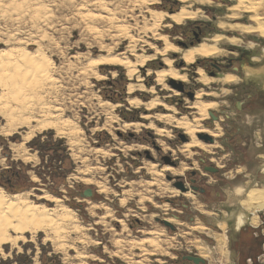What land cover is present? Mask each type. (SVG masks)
I'll use <instances>...</instances> for the list:
<instances>
[{
	"label": "rangeland",
	"instance_id": "rangeland-1",
	"mask_svg": "<svg viewBox=\"0 0 264 264\" xmlns=\"http://www.w3.org/2000/svg\"><path fill=\"white\" fill-rule=\"evenodd\" d=\"M136 1L0 0V47L25 50L28 53L31 51L43 56L47 68L52 71L54 79L56 78V82L58 81L57 83L62 89L59 92V102H62L61 105L65 111L64 117H70L81 128L80 139L86 149L101 148L106 151L104 157L99 156L102 155L101 153L85 152L81 156V160H74L71 157L67 139L61 138L54 130L49 129L36 133L25 144L30 160L24 164L17 159L12 161V153L8 147L11 143L18 144L22 141L24 129L19 130V135L15 140L0 134V187L7 193L29 192L32 200L49 208L53 207L51 202L36 199L47 193L58 197L61 204L63 203L74 211L76 225L83 233L69 235L67 242L70 240L69 243L72 246L69 247L72 248L67 250L68 256L66 257L63 253L56 252L49 242H44L43 234H38L33 240L27 234V240L19 243V249L10 246L3 247L0 264H35V259L38 264H69L68 262L70 264H129L113 255L116 251L113 242L115 240L126 242L149 239V232L167 227L161 224L157 217H177L181 224L173 228H166L164 235L160 238L164 241L162 248L165 254L163 255H148L144 258L141 256V251L136 248L123 249V255L130 258L133 264H193L187 260V257H197L196 247L192 244L195 240L199 241L201 248H205L206 256L202 258L205 264H264V245L260 246V239L253 241L255 237L259 238L264 235V229L258 230L261 225L260 217L264 216V212L255 213L258 217V225H252L250 218L253 217V213L241 210L237 206L240 194L244 193L246 188L254 186L256 183V185H261L258 182V176L264 174V154L258 151L262 148L256 144H261L259 140L264 142V117L260 123L263 124L260 126L263 131L258 128L257 117L252 119L243 117V115L235 126L241 127L242 134L239 136L235 135V132L233 133L230 124L222 115H220L222 121L217 122L216 127L218 128L216 129L211 122L209 112L213 114L214 110L225 109L228 112L227 116L232 120L236 119L239 100L235 99L234 91L228 86L239 85L241 81L239 79L235 85H221L214 82L205 86L195 80L197 75L194 74L196 68L203 69L206 75L211 78H216L217 72L232 73L230 67H226V65L233 63V66H230L234 67V61L238 58H241L239 65L248 69L251 64L246 57L241 55L246 56L249 52L243 51L246 49L239 46L238 51H235L237 57L228 54L223 57L203 59L204 62L201 64L197 62L186 66L183 63L181 67L184 70H180L181 67L176 66L179 58L177 54H174L176 56L172 53L166 55L173 61L177 60L173 67L180 70V73L186 74V81L183 83L184 87L189 88L186 93L192 92L194 97L197 92L210 94L206 97L203 95L201 100L216 103V106L208 111L207 119L201 121L200 125L205 129L220 133L217 139H212V142L216 141L217 147L213 148L210 153L195 148L185 152L182 146L189 140L184 137L185 139L182 141L179 133L176 132L177 129L160 123L153 117L138 118L144 114L154 115L170 112H166L160 107V111L158 108L157 110L144 111L143 106L133 109L128 105L126 99L132 96L145 102L157 97L167 106L173 107L176 118L187 116L191 120L195 115L194 111L189 108V103L194 101V97L193 100H189L187 96H184L186 102H179L182 93L179 92L178 96H174L169 90H163L160 93L157 88H161V86H156L153 81L145 83V80L140 83L144 88L155 86L154 93L145 91L128 95L126 86L129 81L127 82L125 70L122 68L99 66L97 71L103 75V78L99 80L101 85L95 82L92 75L83 71L90 59L106 55L109 53L107 50L114 55H126L133 59L128 51L129 39L119 36L117 25L128 27L130 35L137 40L136 55L142 54L143 50L147 49L146 44H154L159 49L163 47L161 42L156 43L152 40L151 34L144 31V28L150 27L146 11L161 9L163 12L170 13V10L164 9L165 6L176 3L177 10L181 4L172 3L170 0H158L156 4L141 5L138 3V5L135 3ZM212 2L214 5L193 8V10L196 8L201 10L196 19L187 20L180 25L173 24L168 30L160 26L157 32L167 35L170 42L181 50H187L197 45L203 38L219 34L214 17L219 13L222 14L218 7L229 6L230 2L229 0H212ZM217 3L220 6H217ZM99 4H105V7L102 8ZM163 5L165 6L163 7ZM106 9L113 12L116 21L118 20L113 27L107 22L108 12L105 11ZM173 27L175 28L173 29ZM173 30L174 32L170 35ZM221 34H225V37L228 38H240L239 33L225 32ZM170 36L176 40H171ZM262 39L250 37L241 41L254 43L259 49L264 48V39ZM223 49L229 51L225 47ZM260 50L257 51L259 54H261ZM146 53L154 54L153 50H147ZM255 57L262 59L260 55ZM162 58V56L156 55L154 60L156 66L153 64V69L166 68V66H160ZM212 61L219 62L222 70L213 71L211 68L206 70L210 66L209 62ZM262 66L264 67V60ZM152 68L149 69L152 70ZM262 74L264 76V72ZM140 76L146 79L145 72ZM244 76L245 80L257 87L254 83L256 76L252 70H249ZM151 79L153 80V77ZM258 82L264 83L262 79ZM133 83L136 84L135 81ZM195 86L198 89H194ZM104 102L119 105L112 112L117 117V124H113V128H121L124 124L139 123L138 129L129 127L124 132L112 129L111 133L104 130L102 127L105 124V108L100 106ZM107 110L109 111V109ZM226 123L228 126H223ZM3 124L4 121L0 117V127ZM150 124L155 128L170 131L169 135H158L150 129L148 126ZM249 128L253 129L251 131L253 136ZM248 133H250V137ZM249 138L251 145L245 149L244 146H241L242 141H247ZM155 139L164 145L161 148L158 147ZM252 158L255 163L247 168L244 163ZM164 159H167L168 163ZM147 163L156 165L157 171H162L165 167L180 170L184 165L186 169L178 174L179 176L162 172V182L169 188H175L173 184L176 182H181L189 187L192 185L190 180H194L196 182L194 186L202 187L205 194L197 193L196 201L192 202L184 197H175L170 194L158 196L155 187H151L148 192L141 187L132 186V182L143 184L145 181H151L152 176L145 169ZM206 166H213L218 172L215 174L205 172L203 168ZM31 175L34 176V182L30 179ZM121 182L125 185L117 186ZM98 185H103L110 191L97 193ZM85 188L92 190L91 198L81 197ZM121 191L131 194L125 196L124 206L119 205L118 201ZM148 197H151L150 201L147 200ZM97 204L99 207L90 212L89 207ZM107 207L112 211V218L105 217L103 224L99 219L105 216ZM133 214L137 218L132 216ZM115 220L123 221L126 226L125 231ZM194 223L203 225L207 229L189 232V226L195 225ZM183 233H190V235H183ZM221 235L226 238L222 252L219 251L214 241V238ZM78 237L81 238L78 239ZM171 238L172 240H170ZM168 241L169 245L166 244ZM65 258H67L66 261Z\"/></svg>",
	"mask_w": 264,
	"mask_h": 264
},
{
	"label": "bare ground",
	"instance_id": "bare-ground-1",
	"mask_svg": "<svg viewBox=\"0 0 264 264\" xmlns=\"http://www.w3.org/2000/svg\"><path fill=\"white\" fill-rule=\"evenodd\" d=\"M232 1L229 0V6L224 7L222 5L224 8L218 7V9L222 11L223 15L219 13V15L214 17L219 34L211 35L205 39L203 38L200 43L191 48L188 47L189 49L187 50H181L170 42L167 35H161L157 31L160 26L168 30V28H170L173 24L180 25L187 20L196 19L200 15L201 10L198 8L193 10V8L196 6L211 5L213 4L212 0H170L172 3L178 2L181 4L177 10L175 7L176 3L170 6L163 5V7L165 6V10L171 11L170 13L166 11L163 12L161 9L150 11L147 10V19L150 22V27L147 29L144 28V31L151 34L153 41L156 43H162L163 47H161V49L157 48V46L154 44H146L147 49H144L142 54L136 55L135 48L137 40H135L133 36L130 35L128 27L117 25L116 27L119 32L118 34H120L119 36L129 39L128 51L129 55L133 57V59L126 55H114L110 53L109 50H107L109 53L106 55H100L96 58L90 59L86 63L83 71L84 73H88L90 76L92 75V78L95 79V82L98 83V85H101L99 80L103 78V75L99 74L97 71L99 66L120 67L125 70L127 82L129 81L126 86L128 95L145 91L148 93H154L156 89L155 86L151 85L149 88H144L143 84L140 83V81L145 80V83H151V81H153L155 82L156 86H161L163 90H169L174 96H178L179 91L168 86L167 82L168 80H173L177 83H185L186 74L180 73V70H177L173 67L178 59L173 61L172 59L167 58L166 55L168 53L177 54V56H179L180 60L183 61L186 66L193 65V63L197 62L201 64L204 62L203 59L207 60L216 57H223L228 54L236 56L235 50L233 49H239V46L244 47L246 52H256L261 49V56L262 59H264V48L258 49V46L254 43L241 41L244 39H249L250 37L264 39V0H235V3L234 0ZM157 2L158 0H137L135 3L144 5L156 4ZM99 5L102 8L105 7V4ZM217 6L220 5L218 4ZM105 11L108 12L107 22L113 27L117 24L118 20L116 21L113 12L111 13V11L108 9ZM174 28L175 27H173V29ZM172 32H174V30L170 32V35ZM225 32L230 34H233V32L239 33L240 38L225 37V34H221ZM170 39L174 41L176 40V38L172 39L171 36ZM223 47L229 49V51L224 50ZM147 50H153L154 54L148 55L146 53ZM156 55L163 57L160 60V66H166V68L158 70L152 68L154 67L153 64L155 65L154 60ZM253 61L256 64L259 63L258 58H253ZM149 68H152V70ZM143 72L146 73V79H143L140 76ZM194 74L197 75L195 80L205 86L211 83L213 84L214 82L220 83L221 85H235L240 79L233 73H221L217 75L216 78H211L207 76L205 71L201 68H196ZM151 77H153V80ZM55 79L52 71L47 68L45 64V58L43 56L35 54L31 51L28 53L25 52V50L0 47V117L4 121V124L0 127V134L15 140L17 135H19V130L24 129L22 141L18 144L11 143L10 146H8L12 153V161L13 159H17L24 164L27 163V161L30 159L27 155L28 149L26 148L25 144L29 142L36 133H41L49 129L54 130L61 138L67 139L69 150H71V157L74 160H81V156L85 154V152L90 154L101 153L102 155L99 156H106V151L101 148L86 149V146H84L83 141L80 139V134L82 133L81 128L78 127L76 122H74L73 119H70V117H64L65 111L62 108V102H59V92L62 89L58 85V81L56 82ZM133 81H135L136 84L133 83ZM203 95L206 97L210 94L197 92L195 94L194 101L189 103V108L194 111L195 115L191 120L187 116L176 118V112L173 107L167 106L157 97L142 102L138 98L131 96L128 97L126 101L130 107H133V109L143 106L144 111H149L153 109L157 110V108L159 109L160 107V109L170 112L160 114L157 113L154 115L144 114L140 115L138 118L146 119L147 117H153L156 121L177 129L178 131L176 130V132L179 133L180 136L186 137L189 140V142L183 144L182 146L184 149L183 151L185 152H189L191 148H195L206 153H210L213 148L217 147L216 141L213 140L212 143H205L199 140L197 136L199 134H205L211 139H217L220 133L218 131L205 129L200 125L201 121L207 119L208 111L216 106V103L214 102L202 101L201 98ZM100 106L101 108H105V110L103 109L105 114V124L102 127L104 130H107L110 133L112 132V129L124 132V130H127L129 127L138 129L140 126L139 123H135L124 124L121 128H113V124H117V117L112 112L119 105L104 102L101 103ZM107 109H109V111ZM135 116L137 117V115ZM216 124L217 123H214L215 127ZM148 126L160 136L169 135L170 131H167L166 129L155 128V126L152 124ZM217 128L218 127H216V129ZM156 143H158L160 148L162 145H164L163 143H159L158 140H156ZM84 160L85 158L83 159V162ZM211 162L214 163L213 160H211ZM145 166L146 172L152 176L151 181H145L143 184L141 182L138 184L132 182V186L141 187L143 190L147 191L151 187H155L158 196H167V194H170L175 197H184L192 202L196 201L195 196L197 193H193L191 191L181 192L174 186L178 182L173 184L175 188H169L167 184L162 182V172H168L172 174V176L178 175L186 169L184 165L180 170L165 167L164 170L161 168L162 171H157L156 165L151 163H147ZM30 179L32 182L35 181L33 175L30 176ZM258 179V182L261 185H256V183L254 186L246 188L245 192L240 194L241 196L237 201L238 208L248 213H253V217L250 218V224L252 225H256L258 223V217L255 215V213L258 211L264 212V174L262 176H258ZM124 185L125 184L121 182L117 186L123 187ZM183 185L186 187L185 184ZM107 191L110 190L103 185H98L97 193L101 194L106 193ZM126 195L131 194L127 191H121L118 200L119 205H125ZM30 196L31 194L29 192L7 193L5 190H3V188L0 187V254L3 253L4 246H10L12 248L19 249V243L25 242L27 240V234L30 235L31 240H33L38 234H43L44 242H49L56 252L63 253L65 257L68 256L66 252L68 249L72 248L69 247L72 246L69 243L70 240L67 242L69 235L74 233L79 235L83 234L81 233L80 227L76 225L74 211L68 206L63 205V203L61 204V200L58 197L51 196L48 193L43 194V196H40L39 198L36 197V200L43 199L45 201L51 202L53 204V207L51 208L45 206L44 204L36 203L31 199ZM150 198L151 197H148L147 200L150 201ZM98 204L91 205L89 207V211L92 212L93 209L99 207ZM165 207L166 205L164 208ZM107 208L105 209V216H102L99 219L103 224L105 217L112 216L111 209ZM132 216H134V214ZM134 217L137 218V216ZM157 218L161 224L164 225V223H167L172 228L181 224L177 220V217ZM115 222L120 224L122 226V230L125 231L126 226L124 225L123 221L115 220ZM194 224L195 225L189 226V232H198L207 229L203 225L200 226L196 223ZM166 228L168 227L149 232L148 234L150 235V238L143 241L131 240L124 242L122 240H115L113 245L115 246L116 251L113 255L121 258L122 261L133 264L130 258L123 255V249L126 248L127 250H132L136 248L141 251V256L144 258H146L148 255L153 256L155 254H165V251L162 248L164 241H162L160 238L164 235ZM214 234L216 233L214 232ZM183 235H190V233H183ZM81 237H78V239ZM225 239L226 238L224 235L217 236L216 239L214 238L216 246L220 252L223 251V248L226 244ZM170 240H172V238ZM198 242V240H195L192 244L196 247L197 257L202 259L206 256V252L205 248H201ZM166 244L169 245V241ZM64 260L66 261L67 258ZM37 262L38 261L35 259V264H38ZM68 263L70 264V262Z\"/></svg>",
	"mask_w": 264,
	"mask_h": 264
},
{
	"label": "flooded vegetation",
	"instance_id": "flooded-vegetation-1",
	"mask_svg": "<svg viewBox=\"0 0 264 264\" xmlns=\"http://www.w3.org/2000/svg\"><path fill=\"white\" fill-rule=\"evenodd\" d=\"M233 50H235V51L237 50L238 51V49H233ZM245 52H246V50H245ZM239 53L241 54L242 52H239ZM258 55H260V58H262L261 54H259L257 51L256 52H249V54H247L246 56L241 55L242 57H246L248 62L251 64L250 68H248V69L247 68H242V65H239V61H241V58H238V60L234 61L235 62V66L232 67V68H231L230 65L233 66V63L226 65V67H228V66L230 67L229 68L230 71L233 74L237 75L240 78V81H241V84H239V85L228 86L231 90L234 91L235 99L239 100L238 105L240 107L237 108V110H238V113L236 114L237 118L232 120L229 116H227L228 112L225 109L214 110V112H212L213 113L212 114L213 117H210L211 122H213V124H214L215 120H217L215 123H217L218 121H220V122L222 121L220 119V115H222L227 120V123L230 124V128H232L233 133L235 132L234 134L238 135V136L240 134H242L241 133L242 132L241 131V127L239 128V127H235V126L238 124V122H239L240 118L242 117V115H243V117H251L252 119L257 117L258 118L257 121H259L258 122L259 123L258 124V128L263 131V128L260 127L263 124H260V123H261V121H262V119L264 117V86H263L264 83H261V82H258V81L260 79H262L264 81V76L262 74L264 72V67L262 66V61L264 59H259V63L258 64L254 63L253 58H256L255 56H258ZM174 56H176V55H174ZM177 63L178 64L176 66H178L180 68L181 66H183L184 62L181 61L180 58H178ZM209 63H210V66L206 70H208L209 68H211L213 71L214 70H218V71L222 70V68L220 67V63L219 62H217V61L213 62L212 61V62H209ZM182 69L183 68L181 67L180 70H182ZM249 70H252V72L256 76V78L254 79V83L257 85V87L254 86L250 81L245 80V78H244L245 77L244 75L247 74ZM216 74L219 75V74H221V72H217ZM169 81L170 80H168V82ZM168 82H167V84H168ZM181 84H182V90H181L180 93H182L181 94L182 96L178 100L179 102L185 101L184 96H187L186 92L189 90L188 87H184L183 83H181ZM168 86H169V84H168ZM195 88L198 89L197 86H195L194 89ZM157 90L160 91V93H162L163 88H157ZM192 91H194V90L192 89ZM139 96H142V95H139ZM214 118H215V120H214ZM227 123L224 124L223 126H228ZM253 127L255 128V126H252V128ZM252 128H249V131H250L251 135L253 136L254 134L251 132V131H253ZM250 133H248L249 137H250ZM263 136H264V134H263ZM122 137H124V136H122ZM134 139L136 140L135 137H134ZM259 141H260L259 143H261V144H256V146L260 145L262 150H258V151H261L264 154V142L262 140H259ZM155 142H156V139H155ZM156 144H158V143H156ZM250 145H251V139L249 138V140H247V141H242V145L241 146H244V148L247 149V148L250 147ZM157 146L159 147V145H157ZM157 146L154 145V147L156 149H158ZM236 152H238V151H236ZM253 159L254 158H252V159H250V161L244 163V164H246L247 168H250L255 163L253 161ZM190 181H191V184H192L190 186H194V184L196 182L194 180H190ZM194 187H196L198 189V192H196V193L205 194V190L202 187H200L198 185L194 186ZM199 191H202V193H200Z\"/></svg>",
	"mask_w": 264,
	"mask_h": 264
},
{
	"label": "water",
	"instance_id": "water-1",
	"mask_svg": "<svg viewBox=\"0 0 264 264\" xmlns=\"http://www.w3.org/2000/svg\"><path fill=\"white\" fill-rule=\"evenodd\" d=\"M181 45V44H179ZM211 75V74H210ZM213 76V75H211ZM169 86L179 92H181L182 90V84L181 83H177V82H174L173 80H170L168 82ZM187 97L189 100H193V97H194V94L192 92H189L187 93ZM209 116L210 117H213V115L211 114V112H209ZM215 120V118H214ZM180 139L182 141H184V137L182 136H179ZM198 139L202 140L203 142H212V139L205 135V134H199L198 136ZM167 163H168V160L167 159H164ZM203 170L205 172H208L210 174H215L218 172V170L216 168H214L213 166H206L203 168ZM177 189H179L181 192H187V191H191L193 193H196L198 192V189L194 186H189V187H184L183 183L181 182H178L176 185H174ZM200 193H202V191H199ZM93 195V192L90 188H85L83 191H82V194H81V197L82 198H91ZM165 226L169 227V228H172L169 224L167 223H164ZM187 260L192 262L193 264H205V261L199 257H195V256H189L187 257Z\"/></svg>",
	"mask_w": 264,
	"mask_h": 264
},
{
	"label": "trees",
	"instance_id": "trees-1",
	"mask_svg": "<svg viewBox=\"0 0 264 264\" xmlns=\"http://www.w3.org/2000/svg\"><path fill=\"white\" fill-rule=\"evenodd\" d=\"M261 218V225H260V227H259V231H260V229H264V216L263 217H260ZM260 233V232H259ZM257 236H259V235H257ZM258 239H260L259 241H260V246L261 245H264V235H262L261 237H259V238H257V237H255V240H253V241H257Z\"/></svg>",
	"mask_w": 264,
	"mask_h": 264
}]
</instances>
